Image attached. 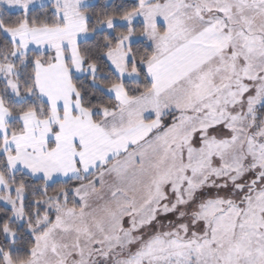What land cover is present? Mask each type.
I'll use <instances>...</instances> for the list:
<instances>
[{"label": "rangeland", "instance_id": "obj_1", "mask_svg": "<svg viewBox=\"0 0 264 264\" xmlns=\"http://www.w3.org/2000/svg\"><path fill=\"white\" fill-rule=\"evenodd\" d=\"M96 1L0 0V9L26 14L33 8L50 5L56 22L59 23L56 28L64 31L78 28L84 19L80 9ZM134 1L139 5L134 16L138 23L143 24L145 32L139 36L129 32L113 54L121 52L123 57L129 56L128 45L145 40L154 49L153 57L162 58L167 49L176 47L187 37L189 39L194 35L192 20H199L202 25L210 22L223 25L220 30L226 29L234 38L237 34L241 35L242 31L239 29L244 26L249 27V32L260 30L264 33V0ZM212 12L215 15L212 16ZM133 24L131 19L126 22L130 31L133 30ZM28 29V26L23 25L20 29L5 30L4 33L14 36L20 30ZM248 41L250 45L258 46L249 47L246 54L253 55L254 61L256 60L252 72V80L256 82L254 85L250 84V88L245 84L246 74L240 73L236 57L232 63V57L229 62L217 56V60L201 65L176 82L184 86L183 91L172 90L170 94L165 93L175 96L179 101H172L168 97H165V102L158 100L160 104H165L166 109L172 107L177 111L164 116L162 128L172 118H176L177 122L173 133L170 131L164 134L163 139L168 146L177 144V148L187 149V143L191 142L188 131H192L195 136L193 156H178L173 151L165 154L168 150L161 145V148L166 149L156 160L168 158L171 161L168 164L169 172L166 169L168 165L161 168V162L156 166L157 169L152 168L154 171L151 172L150 169L145 179L139 180L138 177L136 180L142 183L136 188L134 200L128 197L129 202L119 203L114 201L119 197L112 200L105 196L113 191L111 186L120 185L119 179L123 183L134 180L129 176L127 178L126 172L121 176L118 166H112L107 171L105 168L103 172L100 168L102 164L93 168L90 165V172L87 173L86 169L83 173L78 172L79 175L74 178L89 177V181L71 191L51 197L52 199H45L42 202V213L39 211L41 209L33 211V216L37 219L34 230L40 233L35 237L36 243L30 259L20 264H87L92 259L111 258V262L113 257L120 264H264V176L256 184L246 204L240 202L242 192L236 190V185H249L256 177L254 173L258 175L259 167L264 162V128L253 129L255 110L264 102V45L261 44L264 43V35L249 36ZM232 43L237 48V43ZM122 45L124 51L120 50ZM68 55L70 60V52ZM52 57L50 55V62L53 61ZM114 67L120 80L132 77L134 81H141L135 69L130 73L120 70L116 64ZM71 68L73 70L72 65ZM85 74L95 76V67L87 65ZM0 79L7 84L8 92L16 96L18 84L11 65L0 66ZM224 81L233 85L231 104L212 101L217 94L215 91L220 92L215 88L221 87ZM190 88L194 89L193 96L190 95ZM156 94L145 97L144 100L150 103H143L140 110L149 105V115L158 112L159 107L152 104L155 103L153 98L157 101ZM135 106L138 108V105ZM81 108L85 110L82 106ZM126 110L130 112V108ZM125 112L122 109L112 118L104 117L100 120L101 124L110 131L114 124H120L118 129L125 130L131 119V115L124 118ZM139 114L142 118L146 116L134 112L137 117ZM89 115L92 120L91 113ZM135 116L133 118H137ZM19 117L15 120L20 124L17 119ZM192 117L200 119L193 123ZM11 119L9 116L8 122ZM92 122L98 124L93 120ZM22 129V133L16 136L23 134L24 128ZM195 129H198L201 137L198 138L199 133L193 131ZM74 133L78 134L79 131ZM55 134L54 131V136ZM16 136L6 138L5 133L4 137H0L3 141L0 152L7 170L6 176L0 171V203L12 211L11 220L16 221L20 227L28 218L25 212L27 191L17 180L18 173L26 174L34 180L41 179L45 186L74 178L60 179L62 175L69 176L73 173L70 169V172L67 171L66 167L62 172L46 169L44 159L46 160L48 153L43 146L30 147L31 149L25 146L28 147L25 149L26 153L20 149L22 154L17 149H9L8 142H14L12 138ZM53 141L55 139L46 146L49 150L53 148ZM72 143L73 141L68 144L72 146ZM196 146L200 150L197 151ZM74 148L77 150L76 144ZM37 156L41 158V162ZM84 156L95 164L97 155ZM81 158L84 159L82 156ZM182 158L184 160L177 167ZM34 159L39 165L33 164ZM111 162L112 160L108 163ZM173 169L179 170L177 177H172ZM99 174L110 187L104 185L99 191L94 188ZM69 193L72 194L68 195ZM32 202L37 204L34 200ZM127 205L132 206L133 212H127ZM31 229L30 227L28 231ZM3 231L7 240L14 239V229L6 226ZM125 250L131 256H127ZM107 252L113 254L108 256ZM2 258V264H15L6 255Z\"/></svg>", "mask_w": 264, "mask_h": 264}, {"label": "crops", "instance_id": "obj_2", "mask_svg": "<svg viewBox=\"0 0 264 264\" xmlns=\"http://www.w3.org/2000/svg\"><path fill=\"white\" fill-rule=\"evenodd\" d=\"M210 8L211 6H209V9ZM135 14L136 13L129 15L119 23L127 26L126 22L129 19H131L132 23H136ZM211 15L213 16L215 14L212 12ZM191 22L194 24V35L190 36L189 39L187 37L176 47L167 49L162 58L153 57L154 49L152 48L153 56L144 65L147 79L151 84V89L148 92L137 98H128L121 85H116L106 91L108 95L112 96L119 102V106L115 110L103 109L101 111V119L104 117L112 118L113 115L121 112L122 109H125L129 114L125 112L124 118H128L131 115V119L127 124L129 127L125 130L118 129L120 124L112 125V131L106 126H103L101 121L98 122V124H94L89 113L81 108L79 97L71 83L70 72L75 76L85 75L86 66L83 64L77 51L78 42L88 38L84 19L80 22V26L74 29H66L64 31H58L56 27L28 29L20 30L21 32H17V35L10 36L11 42L20 49L21 53L29 51L41 53L48 51L53 55V61L48 65H44L41 62H36L34 64L35 86L41 99L49 107L50 118L47 120H40L34 114L22 115L17 118L21 126L24 128V132L22 135L12 138V140H15L14 142H11L9 139V149L14 148L18 151L21 149L25 152V149L28 147V149H31L30 147L34 148L43 146L46 148V153H48V157L46 160L44 159L47 170L50 168L52 172L55 170L62 172L66 167L68 168L66 169L67 171H69V169L73 171L69 176H60L62 177L60 179L74 178L79 175L78 172L83 173L85 169L88 173L90 172L89 170H91L90 165L93 168L94 166L98 167L102 164L100 168L103 172H105V168L107 171L108 169H112V166H118L121 176L126 172L127 178L129 176L132 179L134 178V180H131L132 182L123 183V180L119 179L120 185L118 186L114 184L117 187L111 186L113 191L106 193L105 196L110 197L112 200L115 197H119L117 200H114L119 203L122 201L129 202V196L131 198L130 200L133 201V196H135L137 192L136 188L142 183H139L136 179L138 177L139 180L145 179L150 169L151 172L154 171L153 169H157L156 166L161 162V168L171 163L168 158L163 159L162 157L160 160H156L163 154V150L167 148L168 151L165 154L173 151V153L178 156H193V140L195 136L192 131H188L189 136L191 137V142L187 143V149H179L177 148V144H174V146H168L163 137L164 134L166 135L170 131L173 133L177 122L176 118H172L169 124L162 128L164 116L177 113V111L173 110L172 107L166 109L165 104H160L158 100L165 102L167 101V98L165 97H168L172 101H179L175 96L172 97L171 95H165V93L170 94L172 90L177 92L183 91L184 86L176 83L180 78L211 60H217V56H220V58L227 59L229 62L230 57H232V63L234 57H236V60L239 63L237 65L239 69H241L240 73L244 75L246 74L247 80L245 81V84L249 88L250 84L254 85V82H256V80H252L254 77L252 72L256 60L254 61L253 55L246 56V54L249 51V47H258L254 44L250 45L248 41L249 36H263L264 33H262V31L252 30L249 32V27L244 26V28L239 29L242 31L241 35L237 34L234 38L230 32L227 33L226 29L220 30V26L223 27V25L219 24L218 26L213 22L202 25L199 20H196V22L195 20H192ZM115 23L116 22L108 23L107 27L110 28ZM145 42L148 43L147 41ZM232 42L237 43V48H235ZM131 44L132 43L128 46L130 47ZM261 44L264 45L263 42ZM119 45L120 43L118 46ZM118 46L106 53L105 59L108 65L115 73L116 67H114V64H116V66L118 65L120 70H127L132 73L133 69L128 68V62L131 57L130 50L128 52L129 56L126 55V57H123L121 52H119V54H113ZM64 50L67 51V53L63 52ZM120 50H125L123 45L120 47ZM68 52H70L71 56L69 67L66 65L65 60L69 56ZM71 65L73 66V70ZM223 76H225V73ZM121 81L138 82L134 81L132 77H129V79L126 78L125 80L121 79ZM170 87L173 88L169 90ZM215 89H218L222 93L215 91L217 94L212 101L216 102L217 100L219 103L225 102V104H231L233 102L231 96L233 85L229 82L227 83L224 81V84L221 87H216ZM193 91L194 89L190 88V95L192 96ZM153 93H157V101L153 98L152 100L155 103H151L154 104L156 108L159 107V111L155 113L156 115H153V113L149 115V105L143 106L142 108L144 109L142 110H140V108L143 103L148 102L145 101L144 98ZM217 95L218 97L216 98ZM139 100H141V102H137ZM253 104L256 103L254 102ZM135 105H138L139 109ZM129 108L130 112L126 110ZM74 112L76 115H74ZM134 112L146 114V116H144L145 118H142L139 114L137 117L134 115ZM179 114L177 116H179ZM134 116L137 118H133ZM118 118L122 120L121 117ZM148 118H152L153 120L147 121ZM198 119H200V117H192L193 123ZM8 120L9 114L0 102V137L5 136ZM67 123L69 125H67ZM225 124L231 125V123ZM76 129L79 131L78 134L74 133L78 132L75 131ZM54 131L56 133L55 136ZM193 131L199 133L198 129ZM199 137H201V133H199L198 138ZM54 139L53 148L49 150L46 146ZM69 141H73L72 146L68 144L70 143ZM83 142L85 144H82ZM74 144L77 145V150L74 148ZM161 145L166 148H161ZM25 146L28 147L25 148ZM196 150L198 151L200 148L196 146ZM22 153L23 152L20 151V154ZM86 154L97 155L95 158V164L89 159H85L84 155ZM81 156L84 159H82ZM37 157L41 162V158L39 156ZM110 159L112 162L108 163L111 161ZM183 160L184 159L182 158L179 161L180 163L177 162V167ZM33 164L39 165L36 159H34ZM183 167H185V164ZM166 169H168L167 172H169V165ZM178 173V169H173L172 177L174 175L177 177ZM168 174L169 173H167V175ZM54 176L58 178V176ZM96 178L97 182L94 184L96 190H102L104 185L110 187V185L104 183L105 179H102L101 174ZM131 207L127 205V212H133V208ZM130 209H132V211H130Z\"/></svg>", "mask_w": 264, "mask_h": 264}, {"label": "trees", "instance_id": "obj_3", "mask_svg": "<svg viewBox=\"0 0 264 264\" xmlns=\"http://www.w3.org/2000/svg\"><path fill=\"white\" fill-rule=\"evenodd\" d=\"M139 5L134 0H97L95 3L80 9L84 16V25L88 38L78 42L77 51L85 66L93 65L96 75L75 76L70 72L71 83L79 97L81 106L91 113L92 120L97 123L101 120L103 109L115 110L119 104L107 90L121 85L129 98L137 97L151 89L146 71L145 63L153 56V49L150 44L143 40L132 43L129 47L132 59L128 62L129 69H135L141 77V81H121L112 68L108 65L105 55L115 49L129 32L139 36L144 33L142 23H134L133 30L119 22L138 11ZM116 22L109 30L108 23ZM26 25L30 29L54 28L59 25L50 5L31 9L28 13L12 12L0 9V66L11 65L14 69V78L18 84L17 95L8 92L7 84L0 79V102L12 118L6 124V138L22 133V126L15 120L16 117L33 113L40 120H47L50 117L49 107L41 99L35 86L34 64L41 62L44 65L50 63L51 52L29 51L21 53L7 36L5 30L18 29ZM67 53V51H63ZM66 65L69 67V59ZM168 123V121L166 122ZM169 124V123H168ZM264 128V103L256 109L255 127ZM256 130V129H255ZM254 130V132H255ZM2 139L0 138V151L2 150ZM3 154L0 152V171L6 176L7 170L4 167ZM17 180L25 187L27 196L25 198V212L28 218L22 226L18 227L16 221L11 220L12 211L0 203V264L2 256L6 255L13 263L20 264L27 262L35 246V237L40 231H35L36 218L33 216L35 209L40 213L44 211L42 205L47 198L57 196L67 190L75 189L81 184L89 181V177L74 178L65 181H55L45 186L41 179H32L22 173L17 174ZM69 193L68 195H71ZM36 201L34 204L32 201ZM14 229L15 237L12 241L4 236V227ZM32 228L30 231H28ZM127 256L130 255L128 251ZM108 256L109 254L106 253ZM106 255V256H107ZM131 256V255H130ZM111 259V258H110ZM91 260L87 264H120L112 258ZM127 261V260H126Z\"/></svg>", "mask_w": 264, "mask_h": 264}, {"label": "water", "instance_id": "obj_4", "mask_svg": "<svg viewBox=\"0 0 264 264\" xmlns=\"http://www.w3.org/2000/svg\"><path fill=\"white\" fill-rule=\"evenodd\" d=\"M264 176V162L259 167V173L256 175L255 179L249 182L248 190L245 195H250L251 192L255 189L256 184L260 182V179ZM245 198V197H244Z\"/></svg>", "mask_w": 264, "mask_h": 264}, {"label": "flooded vegetation", "instance_id": "obj_5", "mask_svg": "<svg viewBox=\"0 0 264 264\" xmlns=\"http://www.w3.org/2000/svg\"><path fill=\"white\" fill-rule=\"evenodd\" d=\"M256 174L257 173L255 172L254 175L256 176ZM236 190H238L240 193L242 192L240 202L243 203V204H246L248 202V200H249V197H250V195H245L246 192H247V190H248V184H245V185H242V184L241 185H236Z\"/></svg>", "mask_w": 264, "mask_h": 264}]
</instances>
